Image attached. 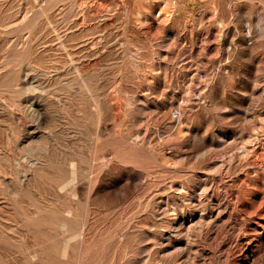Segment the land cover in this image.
<instances>
[{
  "label": "rangeland",
  "instance_id": "obj_1",
  "mask_svg": "<svg viewBox=\"0 0 264 264\" xmlns=\"http://www.w3.org/2000/svg\"><path fill=\"white\" fill-rule=\"evenodd\" d=\"M0 264H264V0H0Z\"/></svg>",
  "mask_w": 264,
  "mask_h": 264
}]
</instances>
